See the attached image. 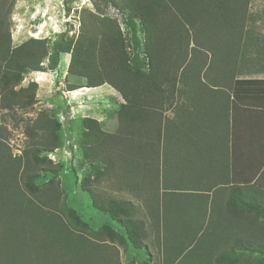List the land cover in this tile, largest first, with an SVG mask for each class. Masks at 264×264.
Segmentation results:
<instances>
[{"label":"trees","instance_id":"16d2710c","mask_svg":"<svg viewBox=\"0 0 264 264\" xmlns=\"http://www.w3.org/2000/svg\"><path fill=\"white\" fill-rule=\"evenodd\" d=\"M250 1H113L127 15L128 50L118 22L93 13L88 24L83 19L76 37H64L52 46L48 40L29 39L13 47L8 20L16 0H0L3 118L33 108L39 87L35 82L23 87L25 75L55 70L61 54L71 56L68 74L84 81L68 91L108 85L125 101L114 134L105 133L95 119L82 120L78 141L89 174L76 181L90 195L93 208L108 214L124 235L109 225L95 232L96 239L74 231L54 202L56 188L37 185L42 163L53 172L58 168L41 153L59 148L60 121L53 123L44 150L33 146L17 156L7 143L8 129L0 125V264H123L121 249L125 252L129 246L148 255L150 247L156 248L155 264H264V193L246 187L244 194L228 200L219 192L172 193L161 191L157 176L156 127L162 115L157 109L163 107L158 104L177 83H188L187 74L199 79L203 75L208 84L201 82L208 87L237 92L264 86V81L237 79L248 67H256V58L248 61L247 54L260 46L264 51V36L247 28ZM119 175H131L146 186L138 194L144 207L88 186ZM73 219L81 222L75 212Z\"/></svg>","mask_w":264,"mask_h":264},{"label":"crops","instance_id":"0c3cea01","mask_svg":"<svg viewBox=\"0 0 264 264\" xmlns=\"http://www.w3.org/2000/svg\"><path fill=\"white\" fill-rule=\"evenodd\" d=\"M67 77L72 76L67 73ZM186 77L188 83H177L164 103L159 101L158 104L163 106L158 111L162 115L158 116L156 127L157 176L161 191L209 195L219 192L225 194L227 200L244 194L249 189L246 187H252L254 194L264 193V86L254 84L251 92H237L210 84L208 87L203 75L200 79L192 74ZM237 79L264 81V51L261 46L259 49L256 47V70L239 75ZM76 81L77 85H83V79ZM122 101L119 103L118 98L112 96L110 105L113 107L101 119L87 115L67 124V129L62 126V141L79 140V133L83 134L81 122L85 118L97 120L105 133L114 134L119 127L118 112L125 104ZM147 110V115H151L150 109ZM115 120L118 125L112 123L109 126ZM75 126L78 134L74 133ZM142 169L140 164L139 170ZM120 175L107 179L111 185L110 192H113L110 196L131 200L137 207H144L138 194L146 190V186L143 187L140 179L131 175H125V179ZM93 210L95 224L109 225L125 234V230L108 214Z\"/></svg>","mask_w":264,"mask_h":264},{"label":"rangeland","instance_id":"374dc122","mask_svg":"<svg viewBox=\"0 0 264 264\" xmlns=\"http://www.w3.org/2000/svg\"><path fill=\"white\" fill-rule=\"evenodd\" d=\"M113 1L119 2V0L111 2L109 0H16L8 20L12 46H20L29 39L48 40L52 46V44L59 43L64 37H76L83 19L88 24L91 20L88 15L93 13L107 16L118 22L125 39V46L129 50L132 45L131 33L126 23L127 15L124 16L115 8ZM248 27L257 30L260 35L264 36V0L250 1ZM138 36L144 42V34L139 33ZM247 57L248 61H252V59L254 61L256 53L251 52L247 54ZM70 59V55L61 54L57 68L45 72L42 81H36L34 73L25 75L23 87H27L33 82L37 83L39 87L38 101L33 108L19 111L14 117L7 115L3 118V113L0 112V125L8 129L7 143L14 156L21 155L22 151L33 146L44 150V143H46V139H50L52 125L56 121L62 122V126L65 125V129H67V124L70 125V122L87 115L97 119L108 115V110L112 106L110 105L112 96L117 97L119 103L123 102L118 93L106 85L97 89L68 91L72 85H77L76 79L67 77ZM248 68L250 71L247 72H252L253 68ZM145 70L147 72L148 68ZM255 70L256 67L253 71ZM247 72L245 71L246 74H249ZM101 100H105L104 103ZM157 111L160 110L157 109ZM64 112H69L70 117ZM36 122L37 124H35ZM112 123L118 125L117 120L111 121L109 126ZM62 129L58 133L59 137L63 136ZM78 132V127L75 126L74 133L78 134ZM80 135L79 133V140L82 138ZM76 140L60 141L59 148L55 151L41 153V157H47V160H51L58 168L53 172L51 171L52 166L47 162L42 163L43 171L37 180V185L41 188H56L54 202L64 221L74 231L96 239L94 234L102 225L99 222L94 223L95 211L90 195L88 193L84 195L78 188V184L88 176L89 168L83 166L80 142ZM77 180L78 184H76ZM88 186L95 192H107L109 195L113 193L110 192L111 185L107 180L99 184L90 183ZM74 212L81 222L73 219ZM152 238L153 236H150L149 244L152 243ZM149 250L152 255H148L149 252L147 253L145 250L137 251L131 246L125 252L121 249V261L123 264H155L158 256L157 249L150 247ZM251 260H256V255H252Z\"/></svg>","mask_w":264,"mask_h":264},{"label":"bare ground","instance_id":"6f19581e","mask_svg":"<svg viewBox=\"0 0 264 264\" xmlns=\"http://www.w3.org/2000/svg\"><path fill=\"white\" fill-rule=\"evenodd\" d=\"M65 65H66V62H65ZM34 74H35L36 81H42V76H43V73L42 72H35Z\"/></svg>","mask_w":264,"mask_h":264}]
</instances>
